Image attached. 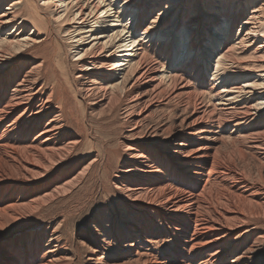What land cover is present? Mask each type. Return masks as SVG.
<instances>
[{"label": "bare ground", "instance_id": "6f19581e", "mask_svg": "<svg viewBox=\"0 0 264 264\" xmlns=\"http://www.w3.org/2000/svg\"><path fill=\"white\" fill-rule=\"evenodd\" d=\"M202 1H185L187 21L161 22L148 18L157 0H0V264H257L264 55L239 59L238 39L249 26L264 38V18L252 14L264 0H241L239 13L218 0L199 40L195 8L204 18L214 5ZM91 117L112 143L123 132L101 159L106 193L126 217L106 201L114 222L73 243L62 232L80 208L55 227L53 217L34 218L84 180L89 169L68 167L91 144Z\"/></svg>", "mask_w": 264, "mask_h": 264}, {"label": "rangeland", "instance_id": "374dc122", "mask_svg": "<svg viewBox=\"0 0 264 264\" xmlns=\"http://www.w3.org/2000/svg\"><path fill=\"white\" fill-rule=\"evenodd\" d=\"M157 1H158V3L154 6V8H152L150 10V13L148 15L149 19L157 18V19H159L158 21H161V22H165V21L170 22V21H172V19L174 18V16L177 13H179V15H184V17H183L184 21H187L188 18L191 17L190 16L191 15V9H189L190 6L187 7L186 3H185V1H187V0H157ZM240 1L241 0H232V2H234V7H233L234 13L240 12V11H238V10H240L238 8ZM213 2H214V5L211 6V10H209L208 14L204 18L202 17V9L200 7L201 5H198V7L195 8V10H198V13L195 14L194 17L202 19L200 26H199V30H200V33L202 35L200 33L196 34V37L197 38L199 37V40H201L203 38V36L205 35L207 28L209 27V25L212 21L211 18L213 16V13L217 12L219 9V1L214 0ZM198 3H204V1L198 0ZM259 8H261V9L256 10V11L254 10L255 12L253 11L252 14L257 13L260 15L261 18H264V6H260ZM230 10L231 9H229V7H228L227 11H225L226 15H228V12L230 13ZM249 11L245 12L243 15H241V17L245 16L244 18H246L247 14L250 13ZM159 15H164V17L161 19L162 16H159ZM196 28L197 27H195L194 31H198L197 30L198 28L197 29ZM248 29L250 31H252V30L256 31L255 26H249ZM249 30L247 31L244 28L241 30V32L239 34V37L240 36L241 37L238 39V41L240 39L243 40V45H241L239 47V49L241 51L238 52V53L242 52V55L238 56L239 59H241V60L250 59L249 56H252V54H254L257 51H258L257 53H260V55H264V52H263L264 51V38L263 37H261V38L260 37H254L255 35L252 34L253 32H250ZM54 32H56L58 34L57 31L54 30ZM171 51H172V53L174 52L172 60L175 63L176 62L175 60L177 58V51L175 48L171 49ZM71 59L72 58L69 55V52L66 48L65 53L62 54V63H61L62 68H64L65 61H71ZM72 69H74V68H72ZM206 77H207V79H209V76H206ZM67 89L70 90V86L68 84H67ZM96 112H97V110L93 112L95 117H97ZM95 117L90 118L91 130L93 133L90 146H88V144L87 145L85 144V147H83L76 154L74 160L72 161V163L68 167V170L70 172L73 170L80 171L81 169H84V168L89 169L88 172H86V175L84 176L85 177L84 180L79 185H77L71 189L66 190L67 192H65L61 195L59 194V196H56L53 199V201H50L48 203V205L45 203V206L43 208H41V210H40L41 216H35V218H34V220L41 222L40 219H42V218L44 219V217H46V215L53 217L55 220L53 227H55L57 225L58 221L60 220L59 217L61 216L62 212L69 210V208L72 209L73 206L80 208V210L78 209V212L76 211L75 214L67 220V222L64 225L63 232H62L63 235H65V237L67 239H70L71 242H73V243H75V241H76V243H78V240H76V239L79 238V234L82 231L95 229V228H97V226H99L100 223L112 224L114 222V220H112V218L104 215V213H106V211L103 210L104 209L103 206L106 207V205H105L106 201H108L110 203L113 200H115L116 203L118 204V205L116 204L117 209L118 210L120 209L123 213L122 217H126L124 212H123V209L121 208V204L118 201V198H112V195H109L110 193H106L109 190V187L107 186L106 179L110 178L111 174H110V172H108V168L106 165L107 162L104 161V159H101L102 158L101 149L104 147L106 149V151H108V152L111 151L114 148L113 146H115L117 144L116 141L119 142L118 141V138L120 136L119 134H121L123 132H119V131L114 132V133H116L117 140L114 141V143H112V138H111V137H113L112 134L110 133L108 135L106 130H103L101 128V125L98 122H96ZM120 130L123 131V129H120ZM113 139H115V137H113ZM98 160H101V161H98ZM94 161L96 162V165L98 162L100 167L95 168V164L92 163ZM109 161L112 163V165H116L115 159H110ZM121 164L122 163H120L119 165L121 166ZM94 170H95V172H94ZM107 173L109 175H107ZM97 174H98V176H97ZM114 174H116V173H114ZM95 175L97 177H95ZM120 175L121 174H117V176H120ZM17 176H18L17 174H14L12 177L22 178L21 176H18V177ZM98 186H102V189L99 191H97ZM69 191H71V192H69ZM97 192H98V194H97ZM17 195H19V193ZM22 195H24V194H22ZM85 198H87V199H85ZM82 200H84V201H82ZM72 203H75V205ZM78 203H79V205H78ZM80 203H82L83 205ZM68 206H70V207H68ZM84 206H85V208H83ZM81 208H83V209H81ZM112 209H113V207L111 206V210ZM99 213H102L104 216H106V219L103 220L102 222H99L97 220H93V217H95V215H97ZM58 214H60V215H58ZM28 215H30V214H28ZM87 218H90V219L92 218V219L88 222H85L84 220ZM127 218L131 219L130 217H127ZM116 232H118V234L122 233V231L119 229L117 231H115V233ZM263 253H264V244H263V249H262L261 254H260L261 258H259L260 260L258 262L256 261L257 264H264V260H263L264 254ZM113 257L114 258L116 257V255L113 253H111V254L106 253L103 256L104 260L107 262H111V260H113ZM109 258H111V259H109Z\"/></svg>", "mask_w": 264, "mask_h": 264}]
</instances>
